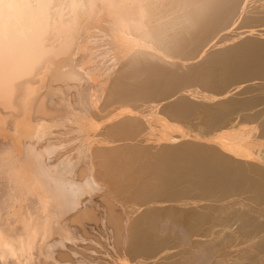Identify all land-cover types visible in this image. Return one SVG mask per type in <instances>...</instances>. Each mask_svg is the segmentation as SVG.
<instances>
[{"label": "bare ground", "instance_id": "bare-ground-1", "mask_svg": "<svg viewBox=\"0 0 264 264\" xmlns=\"http://www.w3.org/2000/svg\"><path fill=\"white\" fill-rule=\"evenodd\" d=\"M263 37L264 0H0V264H264Z\"/></svg>", "mask_w": 264, "mask_h": 264}, {"label": "rangeland", "instance_id": "rangeland-1", "mask_svg": "<svg viewBox=\"0 0 264 264\" xmlns=\"http://www.w3.org/2000/svg\"><path fill=\"white\" fill-rule=\"evenodd\" d=\"M254 35H257V34H254ZM263 39H264V37H263ZM258 79H259V78H258ZM255 80H257V78H256ZM257 81H258V83L256 82V84H253V81H252V83L250 82V83H251V84H250L251 86L249 85V86H250V90L248 89L249 87L246 89L247 91L244 90V88H242L243 91L241 90V91H242V92H241L240 89H239V91H237V92H238L237 95H236V93H235L234 96L245 97V96H247L248 93H249V94H248L247 97H252V94H253L254 97H255L257 94H258V96H262V94H261V93H262V89H261V88H262L261 79H259V80H257ZM259 81H260V84H259ZM262 82H263V81H262ZM191 84H194V83H191ZM195 84H198V83H195ZM195 84H194V86H195V87H194L193 85L191 86L190 83H189V85H190L191 88H192V87H194V88H198L199 86H196ZM252 84L255 85V87H254ZM258 84H259V85H258ZM189 85L186 86V87H189ZM200 86H202V85H200ZM186 87H184V88H186ZM190 87H189V88H190ZM251 87H252V88L254 87L255 90H254V89H251ZM256 87H257L258 89H257ZM199 88L202 89L201 87H199ZM203 89H204V88H203ZM252 90H253V91H252ZM245 91H246L247 94L244 95L243 93H245ZM250 91H251V92H250ZM259 91H261V93H260ZM240 92H241V93H240ZM255 92H256V93H255ZM259 94H261V95H259ZM57 95H58V94H57ZM239 95H240V96H239ZM249 95H250V96H249ZM153 102H154V101H153ZM150 103H151V102H150ZM58 107H60V105H58ZM61 108H62V107H61ZM244 113H245V112H244ZM246 113H247V112H246ZM167 116H168V115H167ZM168 117H169V116H168ZM241 118H243V116H241L239 119H241ZM170 120H172V119H170ZM173 120H176V123L179 122V120L177 121V119H173ZM173 120H172V122L174 123L175 121H173ZM184 122H185V121H184ZM184 122L182 121L183 125H181V124H182L181 121L179 122V124L181 123L180 125H181L182 127H184V125L187 124L186 127H188V125H189L190 123L188 124L187 122H185V123H184ZM246 123L249 124L250 122H249V123L246 122ZM251 124H253V123H251ZM193 126H194V125H193ZM193 126H192V127H193ZM60 127H61V126H55L56 129H57V128H60ZM186 127H185V130H187V131H193V129H194V131L191 132V133L197 132V131H195V130H198V129H195L194 127L192 128L191 125H189V127H188L187 129H186ZM190 127H191L192 130H188V129H190ZM155 128H156V129H154V130L156 131L157 128H159V126L157 125ZM213 129H214V128H213ZM205 130H206V129H204V130L202 129V132H203V133L205 132V133L208 134V135H209V133H211V132H209L210 130H208V133H207V130H206V131H205ZM215 130H216V131H219L218 129H214V131L211 129V131H213V133H216ZM158 131H159V130H157L156 133H157ZM211 135H212V134H211ZM218 137L221 138V137H223V136L219 135ZM261 149L263 150V148H260V149H258V150L262 151ZM263 153H264V152H263ZM258 242H264V235L261 236V237H260L258 240H256L254 243H255V244H258ZM261 254L264 255V249L262 250ZM108 258H110V257H108Z\"/></svg>", "mask_w": 264, "mask_h": 264}]
</instances>
